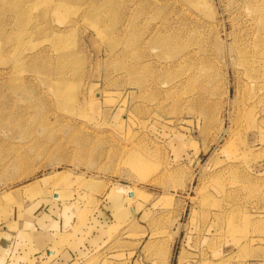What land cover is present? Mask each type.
Returning <instances> with one entry per match:
<instances>
[{"label": "rangeland", "instance_id": "374dc122", "mask_svg": "<svg viewBox=\"0 0 264 264\" xmlns=\"http://www.w3.org/2000/svg\"><path fill=\"white\" fill-rule=\"evenodd\" d=\"M56 201L82 264H264V0H0V243Z\"/></svg>", "mask_w": 264, "mask_h": 264}, {"label": "crops", "instance_id": "0c3cea01", "mask_svg": "<svg viewBox=\"0 0 264 264\" xmlns=\"http://www.w3.org/2000/svg\"><path fill=\"white\" fill-rule=\"evenodd\" d=\"M56 202L42 204L38 209L30 215L26 224H22L16 231L15 237L11 241L0 243V264H8L10 252L18 249L21 259L19 262H25V255L22 251L30 250L32 254L29 259L38 260L49 256L54 258L58 255L53 264H73L76 262L82 264L80 259L82 256L91 254L88 251L93 248L92 241L95 234L106 226V218L110 202L104 204L98 211L99 215L92 218L84 226L80 228L76 226L67 229L64 225V217L60 215V206ZM63 219V220H62ZM67 229V230H66ZM75 231H74V230ZM74 232V235H72ZM70 236L67 239V236ZM85 242H80L82 239ZM69 240V242H67ZM16 247V248H15ZM81 257V258H80ZM70 258V262L67 263Z\"/></svg>", "mask_w": 264, "mask_h": 264}, {"label": "bare ground", "instance_id": "6f19581e", "mask_svg": "<svg viewBox=\"0 0 264 264\" xmlns=\"http://www.w3.org/2000/svg\"><path fill=\"white\" fill-rule=\"evenodd\" d=\"M62 84V83H61ZM61 90V89H60ZM61 92V91H60ZM60 95H62V93L60 94ZM61 102V101H60ZM236 171V170H235Z\"/></svg>", "mask_w": 264, "mask_h": 264}]
</instances>
